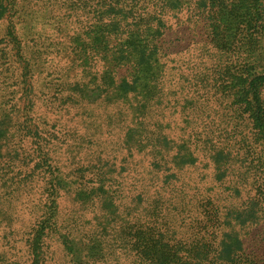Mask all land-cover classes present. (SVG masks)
<instances>
[{"label": "trees", "instance_id": "obj_1", "mask_svg": "<svg viewBox=\"0 0 264 264\" xmlns=\"http://www.w3.org/2000/svg\"><path fill=\"white\" fill-rule=\"evenodd\" d=\"M30 1H0V264H264V61L219 38L232 0H33L39 38Z\"/></svg>", "mask_w": 264, "mask_h": 264}, {"label": "rangeland", "instance_id": "obj_2", "mask_svg": "<svg viewBox=\"0 0 264 264\" xmlns=\"http://www.w3.org/2000/svg\"><path fill=\"white\" fill-rule=\"evenodd\" d=\"M1 1V0H0ZM34 1H30L29 4L24 5V11L28 17L33 19L31 21L32 25H35V29H32V36L39 38L42 36V3L41 4H32ZM42 2V1H41ZM264 4V0H232L231 6L227 5V7L222 8V13H219V7L217 6V11L219 13L218 22L222 21L221 25H224L225 32L219 38L222 40V43L225 44V49H228L229 52L234 51L235 54L241 53L243 57H245V64L237 69L238 74L242 75V77H252L254 74V69H259L255 64L256 62L264 61V16L260 11L261 6ZM216 8V7H215ZM213 8V10H216ZM229 8L233 9L231 15L227 14V10ZM194 19L201 23V27L203 28L202 35H204L203 40L207 41L209 35L216 36L218 30L214 31L213 19H210V15L208 16V20L205 19V16L208 14L200 13L196 8L194 9ZM24 18V14H21ZM36 22H35V21ZM38 22V23H37ZM7 22H0V40L3 38ZM195 26V25H194ZM28 26L19 24V28L21 30L18 31V37L24 39L26 34L29 32ZM210 31H212L210 33ZM0 44V49H1ZM1 53V52H0ZM247 55V56H245ZM242 57V58H243ZM1 58V57H0ZM3 61V60H2ZM0 61V65L3 63ZM242 61V60H241ZM249 68V70H247ZM247 70V71H246ZM250 74V75H249ZM3 77V76H2ZM258 77V76H257ZM235 84L239 85V82H235ZM2 87V86H1ZM253 92L257 96V100L260 105L259 112V120L262 125H264V79H259L253 84ZM98 97L97 93H92L90 96V101L96 100ZM246 101V100H244ZM263 129L262 127H260ZM255 144V148L253 149L252 154L254 159V163L258 165L262 164L264 158L261 157V150H264V138H257ZM252 157V156H251ZM260 162V163H259ZM86 247L82 246V248L78 247L76 249V253L78 258L82 257V255L86 254ZM94 250H91L88 255H94Z\"/></svg>", "mask_w": 264, "mask_h": 264}]
</instances>
